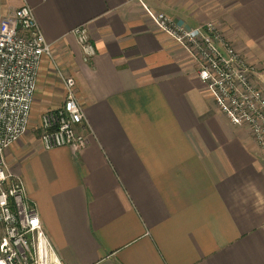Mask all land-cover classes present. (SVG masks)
I'll use <instances>...</instances> for the list:
<instances>
[{
    "label": "crops",
    "instance_id": "0c3cea01",
    "mask_svg": "<svg viewBox=\"0 0 264 264\" xmlns=\"http://www.w3.org/2000/svg\"><path fill=\"white\" fill-rule=\"evenodd\" d=\"M24 5L52 54L39 69L37 126L5 160L62 263L264 264V147L147 9L186 27L216 23L264 84V0H0L5 14ZM66 77L88 141L47 149L41 116L65 101Z\"/></svg>",
    "mask_w": 264,
    "mask_h": 264
},
{
    "label": "built area",
    "instance_id": "2783aa9c",
    "mask_svg": "<svg viewBox=\"0 0 264 264\" xmlns=\"http://www.w3.org/2000/svg\"><path fill=\"white\" fill-rule=\"evenodd\" d=\"M160 28L183 45L199 63V76L210 85L218 107L236 125H248L264 147V86L254 67L217 30L214 22L186 27L165 12H152ZM85 59L96 55L86 28L75 30ZM52 54L29 5L13 13L0 9V264H63L41 216L26 194L23 180L13 174L5 152L28 131L43 56ZM63 104L45 111L41 139L47 149L80 148L87 144L85 113L73 77L64 78Z\"/></svg>",
    "mask_w": 264,
    "mask_h": 264
},
{
    "label": "rangeland",
    "instance_id": "374dc122",
    "mask_svg": "<svg viewBox=\"0 0 264 264\" xmlns=\"http://www.w3.org/2000/svg\"><path fill=\"white\" fill-rule=\"evenodd\" d=\"M215 24H216V23H215ZM228 42H229V41H228ZM229 43H230V42H229ZM230 44H231V43H230ZM231 45H232V44H231ZM232 46H233V45H232ZM233 47H234V46H233ZM238 52H239V51H238ZM256 72H257V71H256ZM259 84L262 85V86H264V84H262V83H260V82H259ZM37 121H38V120H37L35 117H33V118H32V121H31V126H33V127H34V126H37V123H38ZM33 129H34V128H33Z\"/></svg>",
    "mask_w": 264,
    "mask_h": 264
}]
</instances>
